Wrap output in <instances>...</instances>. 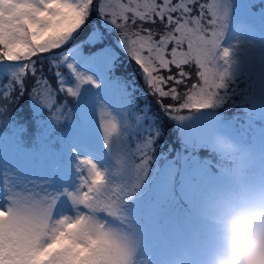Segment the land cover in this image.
<instances>
[{"label":"snow or ice","instance_id":"obj_1","mask_svg":"<svg viewBox=\"0 0 264 264\" xmlns=\"http://www.w3.org/2000/svg\"><path fill=\"white\" fill-rule=\"evenodd\" d=\"M238 3L264 22L261 0ZM92 7L93 0H0V264H132L127 236L105 219H123L121 205L150 158L131 186L122 167H109L110 157L124 163L135 91L116 75L121 51L150 91L173 100L165 111L211 107L224 86L228 72L218 60L231 55L221 42L233 0H100L96 21ZM86 25V38L54 51ZM85 45L100 47L86 54ZM192 63L199 83L186 85L183 66ZM25 93L27 118L9 110Z\"/></svg>","mask_w":264,"mask_h":264},{"label":"rangeland","instance_id":"obj_2","mask_svg":"<svg viewBox=\"0 0 264 264\" xmlns=\"http://www.w3.org/2000/svg\"><path fill=\"white\" fill-rule=\"evenodd\" d=\"M99 2L100 0H93V13L89 19L97 20ZM261 2L264 3V0ZM85 27L88 30V27ZM84 28L80 31L83 36L86 33ZM118 34L113 32L111 35L118 37ZM73 42L71 41L69 45ZM69 45H65L64 48H68ZM171 47L172 45H169V48ZM223 48L231 49V55L227 64L223 59L218 60V66L222 70L226 68L228 74L224 77V86L218 89L212 106L186 108L177 113L169 112L177 123L183 144L176 151V139L170 140V134L166 132L167 121L154 116L157 107L151 108L146 104L145 96L142 97L144 100H140L132 94L133 108L128 118V126L122 131L124 163L120 166L110 157L109 167L113 171L122 167L125 182L131 186L136 183L135 169L143 165L147 157L150 158L147 159V168L143 171L139 185L121 205L123 219L105 217L109 227L127 236L133 249L132 264H145V262L147 264H208L219 245L218 226L212 218L210 203L217 191L228 187L225 176L215 174L214 168L200 154L207 151L209 158L220 157L215 146L216 137H227L242 150L247 153L249 151L251 163L262 161L261 156L258 155L264 153H260L261 148L253 151L241 144L240 134L233 121L227 120L223 114V108L228 109L225 105L226 101H233L239 93H242L247 98L248 104L241 107L248 110V116L255 113L264 119V22L242 14L238 0H233V13L222 41ZM63 49L54 51L59 52ZM121 53L127 57L126 53L122 51ZM45 66L46 63L44 68ZM183 67L189 73L185 79L186 85L189 81L199 82L198 65L192 63ZM135 71L144 80L142 70H138L135 66ZM172 71H176L174 66ZM116 75H119L118 70ZM47 76L52 86L56 87L54 74L53 79ZM28 81L31 82L32 78ZM133 86L138 88L135 84ZM164 87L168 90L167 85ZM184 91H188L187 86ZM143 92L150 95L151 103L155 102L157 96L160 99L158 101L160 106L162 98L150 91L145 81ZM65 95L62 93L61 99ZM69 101L71 102L70 97ZM160 113L162 114L161 108ZM176 115L183 118H177ZM100 135L102 137V131ZM146 144L149 145L147 148ZM257 155L258 157L255 158ZM162 157L164 163L161 162ZM221 171L224 174L223 169ZM251 171L254 173L264 171V165L254 167ZM173 186L180 189L182 198L176 196L172 199ZM178 198L191 203L189 208L184 207L185 215L178 213L177 210L174 213L170 208L171 203ZM168 209L170 220L167 217ZM162 218L171 223V227L165 231L163 229L166 226L160 228L155 225L156 221L159 222Z\"/></svg>","mask_w":264,"mask_h":264},{"label":"clouds","instance_id":"obj_3","mask_svg":"<svg viewBox=\"0 0 264 264\" xmlns=\"http://www.w3.org/2000/svg\"><path fill=\"white\" fill-rule=\"evenodd\" d=\"M215 146L228 187L210 203L219 245L208 264H264V171L252 172L250 155L227 137Z\"/></svg>","mask_w":264,"mask_h":264},{"label":"trees","instance_id":"obj_4","mask_svg":"<svg viewBox=\"0 0 264 264\" xmlns=\"http://www.w3.org/2000/svg\"><path fill=\"white\" fill-rule=\"evenodd\" d=\"M96 18L98 19V15L96 16ZM90 20L94 21L92 19H90ZM162 27L163 26L160 24H158L156 26V28L160 29V30H162ZM85 32H86V33H84L85 36H83V33H81L79 36L76 37L74 42L71 43L70 45H74L75 43H78L80 39L86 38V36L88 35L87 28H86ZM105 43H107V41H105ZM99 47H100V45H85L84 50L86 52H90V51L96 50ZM44 55H48V54H44ZM120 55H121L123 62L117 68V70L119 72V76H123L125 79L129 80L130 82H132V80H134L132 83H133V85L135 84L136 86H138V88L133 86L135 88V91L133 92V94L136 95V97H138L140 100H144L142 97L145 96L146 104H148L151 108L157 107V111H155L156 113L154 116L167 121V126H166L167 131L166 132L168 133V135L170 134V137H171L170 140L176 139V145H175V151H176L181 145H183L181 143V138H180L179 133H178L179 128L177 127L176 121L170 116L169 111H165L162 108V105L172 104L173 100H171L170 97L162 98V102L160 103V106H158L159 105L158 101L160 99L157 98V96H156L155 102L151 103L149 100L150 95H147L146 92H143L144 80L141 78V76L139 74H137L138 72L135 71V66L137 68H139V66L136 65L134 61H131L130 58L125 57L123 53H120ZM48 68H49V65L46 62V66L44 68L45 74L49 75L53 79L54 70H53V73H50L48 71ZM61 70L64 71V69H61ZM135 74H137V75L135 76ZM132 75H134L133 78H131ZM29 78H31V77H29ZM30 83H32V81L31 82L28 81V84H30ZM194 83H199V82L197 81ZM237 98L233 99V101H226L225 105L228 107V109L225 110L223 108V114L225 115L227 120L233 121L234 125L236 126V128L240 134V143L243 144L245 147L248 146V148H250L251 150L253 149V151L255 149L261 148L260 150L262 153V152H264V148H263L264 147V140H261L260 145L258 142L255 141L257 138L256 135L258 134V131L255 130V132H252L253 128L251 126H249V122L252 120H255L256 123L261 124V121L264 119L262 118L261 115L260 116L255 115V113L250 114V117H253L254 119H252V120L248 119L249 118L248 113H247L248 110H246V108H244V107H241V105L248 104L247 98H245V95H242V93H239ZM27 105H28L27 93H25V97L20 100V103L18 105H10L9 110L13 114L19 112L20 116L27 118L29 115ZM177 105H178V103H177ZM160 108H161L162 114L160 113ZM21 109H23V111H21ZM187 110H190V109H187ZM263 134H264V131H263ZM175 151L173 152V154L175 153ZM200 154H202V156L207 159V161L209 162V164L213 168L220 165V164H218V161L216 159H213L212 157L209 158V154L207 151H203ZM248 154H251V153L248 151ZM163 160H164V158L162 157L161 162L164 163L165 160L164 161ZM186 206H188V205H186ZM176 208L178 209V212L181 213V210L184 209L183 203H181V202L176 203L172 209H176Z\"/></svg>","mask_w":264,"mask_h":264}]
</instances>
